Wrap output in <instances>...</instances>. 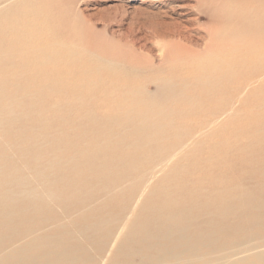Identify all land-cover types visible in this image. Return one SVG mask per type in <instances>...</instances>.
Returning a JSON list of instances; mask_svg holds the SVG:
<instances>
[{
	"label": "rangeland",
	"instance_id": "obj_1",
	"mask_svg": "<svg viewBox=\"0 0 264 264\" xmlns=\"http://www.w3.org/2000/svg\"><path fill=\"white\" fill-rule=\"evenodd\" d=\"M193 4L0 0V264L264 253V20L204 16L220 48L178 42L168 60L146 46L161 17L183 14L202 46ZM244 35L256 60L227 40Z\"/></svg>",
	"mask_w": 264,
	"mask_h": 264
},
{
	"label": "bare ground",
	"instance_id": "obj_2",
	"mask_svg": "<svg viewBox=\"0 0 264 264\" xmlns=\"http://www.w3.org/2000/svg\"><path fill=\"white\" fill-rule=\"evenodd\" d=\"M245 2L256 3L257 7L254 6L256 8L255 14L251 13V15H249V11L246 8H244ZM237 3L241 4V5H238L239 8L237 7ZM192 7H194L198 12H197V15L191 17L188 20V22H191L192 24L197 25V31L198 32L201 31V33H199L200 36L198 37V39H200L202 41V46H201V44L197 43L196 41L193 42L192 41L193 36H190L189 34H187L188 30L192 31V29L194 27H189V26H186L183 24L182 16L184 14L180 15L179 18H175V17L171 18V21H169V22H168V20L161 17L159 19V21H157L156 25L153 27V30L150 33V35L146 34V46H147V43H149V41L151 39L157 40L158 44L161 45V47H162V51H161L160 55L162 56V58H165L168 60L170 58H175V56L178 55L176 49L175 48H174L175 50L172 49L173 48L172 45L174 43L176 44L178 42L181 43L184 41L186 43L194 44L197 47H202V48H206V49H209L213 46L216 48H220V46H218V45L223 40V38H220L219 34L216 32V30L213 29V27L215 25L213 22H212V29H210L211 25L207 26V25H204L203 23H201V19L204 18V16L213 21L215 18H219V17L221 18L224 15L233 14V15L241 17V19L244 18L245 21L241 26H244V25L249 24V23H253L251 26H255V27L258 26V24H256V23L264 20V17H263L264 16V12H263L264 0H195V4H193ZM158 15L161 16V14H158ZM254 22H256V23H254ZM239 37H242V38L235 40V39H232L231 37H228L227 40H229V42H234V46H236L238 42L240 44H244V45L245 44L246 45H253V47L251 48V52L250 53H243L242 58L247 59V60H249V59L256 60V57L259 56V50L257 48V35H255L253 37H249L248 35L239 36ZM239 43H238V45L241 46ZM180 47H182V46H180ZM242 47H245V46H242ZM225 50H227V49H225ZM227 54L229 57L231 56V53H227ZM225 55H226V52H225ZM238 56H241V53H239ZM139 101H141V100H139ZM256 196L257 195H251L250 194V198L247 199L246 201H244V203H242V204H244V205L247 204V206H250L253 208H258L259 207V201H258V199H256ZM238 197H243V195L240 194ZM230 201L233 202V198ZM260 209H264V207H261ZM168 220L169 219L166 218L164 222L166 223ZM168 228H169V224H168ZM169 230H170V228H169ZM166 236L167 237L169 236V232L167 233ZM156 238L158 240L165 239L163 231H157ZM22 251H23V249L19 250V252H22ZM158 254H161V253H158ZM164 257L165 256L156 258L157 259L156 263L158 261L159 262L166 261V260H164L165 259ZM238 257H242V256H237V257L233 256L228 261H222V262H219L218 264H264V253H258L256 255V259H257L256 263H247V262H244L243 260L239 259ZM14 264H17V263H14ZM43 264H60V262L58 261L57 256H54V259H49V258L45 259V262ZM205 264H213V263L207 262Z\"/></svg>",
	"mask_w": 264,
	"mask_h": 264
}]
</instances>
